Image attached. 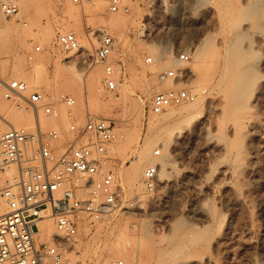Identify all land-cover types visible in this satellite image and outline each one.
<instances>
[{
  "label": "rangeland",
  "instance_id": "rangeland-1",
  "mask_svg": "<svg viewBox=\"0 0 264 264\" xmlns=\"http://www.w3.org/2000/svg\"><path fill=\"white\" fill-rule=\"evenodd\" d=\"M110 4L21 0L17 17L0 16V78L23 79L57 101L75 100L59 102L56 118L39 115L54 152L73 143L72 125L90 117L117 124L109 168L131 204L85 223L67 257L79 264H264V90L254 97L264 79V0H124L128 11ZM104 30L116 40L112 58L122 81L115 92L103 86L104 66L95 57ZM65 32L76 34L78 50L59 46ZM201 41L206 69L195 70ZM151 43L177 62L161 66ZM183 50L190 62L178 60ZM173 67L187 70L182 80L161 82L160 72ZM174 87L189 88L195 98L152 114L153 94ZM231 99L236 111L226 110ZM0 113L18 127L36 122L23 100L3 98V88ZM255 118L263 122L259 131L249 127ZM143 149L150 156L144 161ZM152 162L168 168L149 193L143 173ZM135 165L143 168L138 180L128 177ZM6 205L0 198V209Z\"/></svg>",
  "mask_w": 264,
  "mask_h": 264
},
{
  "label": "built area",
  "instance_id": "built-area-1",
  "mask_svg": "<svg viewBox=\"0 0 264 264\" xmlns=\"http://www.w3.org/2000/svg\"><path fill=\"white\" fill-rule=\"evenodd\" d=\"M21 0H0V16L13 19L20 14ZM80 3L81 0H73ZM113 11H128L124 0H111ZM58 44L66 52L78 50L80 42L74 32L58 35ZM96 60L104 66L103 86L117 91L122 81L115 72L112 58L116 40L107 30L100 33ZM36 51L41 46H36ZM33 58V54H29ZM180 62H190V51L178 53ZM146 61L153 63V57ZM187 70L169 68L159 74L161 82L182 79ZM3 98L23 100L27 110L36 116L34 127L15 126L0 113V198L6 200L0 209V264H79L67 257L75 252L74 244L80 229L96 220L126 209L131 200L125 197L115 172L109 168V147L118 138V128L113 120L88 118L78 127L71 126L75 134L73 143L57 154L45 139L39 121L40 113L59 116V102L72 106L75 100L63 95L59 101L38 88H31L23 79L0 78ZM195 94L187 87H174L156 91L150 101L149 111L162 114L171 106L190 102ZM160 154V149L155 150ZM157 162L148 164L143 173L146 192L155 190L158 179ZM51 217L57 235L43 237L40 221ZM110 264H125L114 260Z\"/></svg>",
  "mask_w": 264,
  "mask_h": 264
},
{
  "label": "bare ground",
  "instance_id": "bare-ground-1",
  "mask_svg": "<svg viewBox=\"0 0 264 264\" xmlns=\"http://www.w3.org/2000/svg\"><path fill=\"white\" fill-rule=\"evenodd\" d=\"M24 10V9H23ZM114 20H116V19H114ZM113 20V21H114ZM118 20V19H117ZM120 20V19H119ZM115 25H117L116 23H115ZM119 26H120V24H119ZM49 38V34L47 33L46 34V39H48ZM151 44H153V45H149V46H151V48L150 49H152V51H153V53L154 54H156V59H157V62H159L160 64H161V66H168V65H173V64H175L177 61H176V59H175V57L173 56V54L171 53V52H165V51H162V50H160L159 49V47L157 46V45H154V43H151ZM147 45V46H148ZM151 51V52H152ZM195 54H196V57H195V60H196V62L194 63L195 64V66H194V69L196 70V68H203V66H204V62H205V53H206V47H205V43H204V41H201L198 45H197V47H196V50H195ZM161 58H163L162 60H161ZM160 67V66H159ZM162 67V68H163ZM205 67V66H204ZM193 68V67H192ZM157 69V68H156ZM204 70L206 69V68H203ZM203 70V71H204ZM194 71V70H193ZM202 71V72H203ZM207 71H209L208 69H207ZM206 71V72H207ZM210 71H211V69H210ZM200 72H201V70H200ZM202 72L200 73V75L202 74ZM205 72V73H206ZM207 73H209V72H207ZM158 75V74H157ZM205 75H207V74H203V76H205ZM182 80V79H181ZM166 83V82H165ZM173 83V82H172ZM171 84V83H170ZM175 84V83H174ZM174 84H172V85H174ZM240 84V83H239ZM151 88V87H150ZM53 89V88H52ZM50 91H53V90H51V89H49ZM263 90H264V79H262L261 81H260V83H258V85L256 86V89L254 90V97L255 98H257L258 99V97L262 94V92H263ZM239 88H238V84L236 85V90L235 91H233V93H232V97H234V98H236V97H238V93H239ZM148 93H150L149 92V89H148V91H147V95H150V94H148ZM61 94V93H60ZM256 99V100H257ZM232 101H234V99H231L229 102H228V105H227V111H229V110H235L236 111V107H234L235 106V104L232 102ZM229 109V110H228ZM253 114H255V111H253L252 112V116L251 117H253ZM14 115H15V113H14ZM249 127H251V128H253L254 130H260L262 127H263V122H262V120H260V119H258V118H255V119H253L251 122H250V124H249ZM139 157H140V160H142V161H144V160H146L148 157H150L149 156V153L147 152V151H145V149H143V151L142 152H140V155H139ZM139 159V158H138ZM148 162V161H147ZM146 162V163H147ZM139 163V162H138ZM142 165H135L134 167H133V169H131L130 170V172H129V176L128 177H130V179H134V180H138L139 179V177H140V175H141V171H142V167H141ZM168 168V165L166 164V163H162L161 164V167L159 168V170H158V175L160 176V175H162L165 171H166V169ZM136 182V181H135ZM138 182V181H137ZM241 199V198H240ZM234 200L235 201H240L239 200V198L237 197V198H234ZM48 218V219H47ZM41 226H42V229L44 230V232H43V237H45V236H47V237H49V239H53V237H55V235H57V230H56V228H55V225L51 222V218H49V217H45V219H43L42 220V222H41V224H40ZM52 235H54L52 238H51V236Z\"/></svg>",
  "mask_w": 264,
  "mask_h": 264
}]
</instances>
